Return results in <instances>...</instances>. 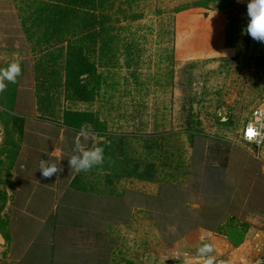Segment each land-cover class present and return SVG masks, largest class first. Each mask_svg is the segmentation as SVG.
<instances>
[{"label":"rangeland","instance_id":"1","mask_svg":"<svg viewBox=\"0 0 264 264\" xmlns=\"http://www.w3.org/2000/svg\"><path fill=\"white\" fill-rule=\"evenodd\" d=\"M195 1H120L127 18L121 12L118 38L98 66L104 75L99 96L90 102L62 99L67 107L95 110L108 131L164 134V148L178 167L163 166V157L156 160L153 181L125 176L109 184L95 177L102 194L79 193L77 207L59 202L44 222L43 209L4 208V216L15 217L0 262L9 256L18 264L26 252L19 264H169L175 251L181 254L178 241L191 230L218 229L233 220L264 231V147L256 157L253 144L240 136L252 109L264 104V42L244 31L246 0L229 7L221 0L207 6ZM20 5L21 0H0V68L17 61L22 72L20 62L35 63V56ZM255 55L262 64H255ZM37 107L38 102L35 111L17 112L42 118ZM86 129L100 146L104 137ZM37 137L36 154L46 159L53 139ZM3 139L0 119V145ZM74 145L56 151L70 157ZM136 145L145 154L141 142ZM61 169L59 182L54 173L41 183L64 189L65 180L78 172L68 161Z\"/></svg>","mask_w":264,"mask_h":264},{"label":"trees","instance_id":"2","mask_svg":"<svg viewBox=\"0 0 264 264\" xmlns=\"http://www.w3.org/2000/svg\"><path fill=\"white\" fill-rule=\"evenodd\" d=\"M21 1L23 5L18 7L21 23L35 56V95L41 119L76 131L82 126L91 127L104 137L99 144L104 150L103 162L87 171L78 172L71 185L86 192L100 190L93 181L99 176L106 178L109 184L115 181L114 178L125 176L153 181L159 172L156 160L163 157L168 160L162 162L163 166L168 164L170 167H178L172 164L170 151L167 153L168 150L164 148V134L111 132L108 131L107 122L95 110L62 104V99L73 103L90 102L99 96L104 75L98 66L105 54L113 49V42L118 38L114 30L121 21V12L124 14L126 10L120 3L122 0ZM209 1L197 0L193 5L207 6ZM236 1L221 0V6L229 7ZM123 16L127 18L126 13ZM131 16L134 18L139 15ZM254 61L257 65L262 64L257 55ZM19 76L14 83L5 81V88L0 90V119L4 132L3 143L0 145V231L7 241L11 236L9 222L2 211L8 200L6 187L10 183L11 168L21 147L26 118L14 111ZM190 135L192 137L193 134ZM139 142L145 154L153 159H145L149 156L138 153L136 144ZM207 228L226 234L235 245H239L245 238L249 223L232 220L224 226H217L218 229Z\"/></svg>","mask_w":264,"mask_h":264},{"label":"crops","instance_id":"3","mask_svg":"<svg viewBox=\"0 0 264 264\" xmlns=\"http://www.w3.org/2000/svg\"><path fill=\"white\" fill-rule=\"evenodd\" d=\"M20 63H23V66L22 72H20L21 75L19 76L20 81L18 85L14 111L16 113H18L17 109L23 111H35L37 105L35 98V84L34 82H31L32 79L34 80V61L32 60V58H29L25 60L23 59V61H21ZM30 82L32 83V85H30ZM75 132L77 133V131L73 128L56 122L46 121L44 119L37 118L36 116L25 118L23 140L21 142V147L15 163L11 168L10 183L6 187L8 192V200L5 206L6 209L14 208L21 210L22 208L28 207H31L32 209H39V211L43 209L44 213L47 212L45 214L46 216H43L44 218L42 217L44 222L46 218L48 220L52 216V214H55L54 209L56 205L58 206L59 202H62L68 207L69 205L76 207L78 206L75 202L78 201L77 196L79 195V193H82L83 191H80L76 187L71 185V182L76 174H74L71 178L69 177L68 180H65L66 185H64V189L62 190L52 185L49 186L41 183V181H43V176L38 169L40 156L36 154L39 151L41 152V150L36 149L37 145L35 142L36 140H38L37 136H42L44 138L51 137L53 139L52 147L50 148L49 154L47 155L46 159L50 158L55 162H59L58 168L61 169L63 165H67V158L69 156L66 155L67 157L63 158V152L61 151L60 153H58V151L56 150L58 148L61 150H63L64 148L72 149V146L75 144L78 137ZM61 176V172L58 171L56 173L55 182H59ZM67 191L69 192V196L66 195ZM101 192L104 191H102L100 188L99 191L88 190L86 192H83L82 194L85 193V195L90 198L91 194L95 195V193ZM64 198L65 201L63 202L62 200ZM2 214L4 215V212H2ZM14 217L15 213L7 215L10 235L11 233H13L14 229ZM214 234L229 239L226 234L215 232L209 228H198L191 230L178 241L177 246L181 249V254H179V251H175L176 256L172 257V261H170L169 264H201V258L197 253V248L204 242L211 243V237ZM4 243L5 238L0 231L1 250L2 248H6V246H4ZM231 243L232 246L229 247L227 251L218 253L220 255L218 259H221L224 262L231 261V264H259V258L263 257L264 255V231L259 233L252 228H248L243 242H241L239 245H235L232 241ZM226 246L227 242L220 239V244L218 247L223 250V247L225 249ZM215 253L216 252L213 250L212 255H214ZM26 255V252L24 255L22 254V256L17 260L16 263H21ZM13 260H10V257L8 256L5 260L1 261L0 264H13Z\"/></svg>","mask_w":264,"mask_h":264},{"label":"clouds","instance_id":"4","mask_svg":"<svg viewBox=\"0 0 264 264\" xmlns=\"http://www.w3.org/2000/svg\"><path fill=\"white\" fill-rule=\"evenodd\" d=\"M248 22L244 31L253 39L264 42V0H246ZM21 68L17 61L10 62L6 67L0 68V90L5 88V81L15 82L20 74ZM91 138L89 129L81 127L76 139L73 154L67 158L70 169L75 172L87 171L93 166L99 165L104 160V150L91 142V147L81 142V138ZM59 162L52 159H42L38 169L43 177H50L54 173L62 170L58 168ZM214 246L204 242L197 248V253L201 258V264H231V261L217 262L212 255Z\"/></svg>","mask_w":264,"mask_h":264},{"label":"built area","instance_id":"5","mask_svg":"<svg viewBox=\"0 0 264 264\" xmlns=\"http://www.w3.org/2000/svg\"><path fill=\"white\" fill-rule=\"evenodd\" d=\"M241 139L246 143H251L254 146L252 154L256 157L260 156L264 147V104H260L252 109L247 121L243 124L241 131ZM259 264H264V255L259 258ZM217 262H224L217 259Z\"/></svg>","mask_w":264,"mask_h":264},{"label":"water","instance_id":"6","mask_svg":"<svg viewBox=\"0 0 264 264\" xmlns=\"http://www.w3.org/2000/svg\"><path fill=\"white\" fill-rule=\"evenodd\" d=\"M89 141V138L88 139H85V138H81V142L83 144H86L87 142ZM220 239L224 240L227 242V246L225 247L224 250H220L218 245L220 244ZM211 243L212 245L214 246V251L216 252L213 256L215 257V259H218L219 258V254L218 253H222V252H225L229 249V247L232 246V243H231V240L227 239V238H223L217 234H214L212 235L211 237Z\"/></svg>","mask_w":264,"mask_h":264},{"label":"bare ground","instance_id":"7","mask_svg":"<svg viewBox=\"0 0 264 264\" xmlns=\"http://www.w3.org/2000/svg\"><path fill=\"white\" fill-rule=\"evenodd\" d=\"M219 246V245H218ZM220 250H222L220 247H219ZM223 250H224V247H223Z\"/></svg>","mask_w":264,"mask_h":264}]
</instances>
